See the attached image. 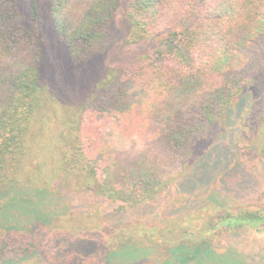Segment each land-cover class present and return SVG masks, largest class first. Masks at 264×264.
Listing matches in <instances>:
<instances>
[{
	"label": "trees",
	"instance_id": "trees-1",
	"mask_svg": "<svg viewBox=\"0 0 264 264\" xmlns=\"http://www.w3.org/2000/svg\"><path fill=\"white\" fill-rule=\"evenodd\" d=\"M121 8L129 29L117 68L60 127L53 157L45 156L51 167L39 162L27 173L31 145L46 132V120L39 129L34 123L52 97L43 78L39 18L50 20L76 66L102 58ZM263 70L264 0H0V188L18 183L40 193L89 195L117 214L157 202L174 185H185L180 182L196 141L210 143L225 113ZM255 110L264 113V105H251L247 115ZM238 154L227 145L200 182L232 176L239 166H229ZM209 199L212 208L193 213L202 215L184 224L179 244L165 234L172 247L160 264H264V237L255 235L264 231V183L245 200ZM31 214L35 223L43 221ZM104 214L114 216L96 215ZM72 221L78 223L67 224ZM72 228L69 235L77 238ZM1 233L0 264L29 263L43 246L28 231ZM104 238L75 240L68 253L61 251L75 258L62 264H119L118 257L133 264L145 256L103 244ZM216 242L228 253L216 252ZM97 245L103 251L98 261L88 256ZM236 255L245 262L234 261Z\"/></svg>",
	"mask_w": 264,
	"mask_h": 264
},
{
	"label": "rangeland",
	"instance_id": "rangeland-1",
	"mask_svg": "<svg viewBox=\"0 0 264 264\" xmlns=\"http://www.w3.org/2000/svg\"><path fill=\"white\" fill-rule=\"evenodd\" d=\"M37 28L44 53L43 78L52 97L48 101V106L39 113L48 114L49 117L43 116L39 119L38 115V121L34 123L35 129H39L42 121L46 120L44 127L46 132L37 135L31 145L30 156L24 166L27 173L33 171L39 162L45 161V170L51 167L48 156L53 157L50 152L57 144L60 127L70 124L75 119L73 115L78 104L94 84L109 77L117 68V57L124 54L123 40L129 26L121 8L116 13L109 48L102 58L76 66L69 63L67 50L53 33L48 18L41 16ZM251 105L252 108L264 105V70L248 82L243 93L225 113L220 126L214 129L210 136L212 138L210 143L202 144L199 142L200 139L196 141L191 150L194 159L184 172L182 181H179L185 182V185L178 187L179 183L174 185L176 182L174 181L171 184L174 185L173 188L161 196V201L117 214L113 206L93 196L81 194L74 198L64 192L40 193L32 186L27 188L18 183L11 184L9 187L0 188V235L4 230L28 231L31 238L35 239L34 242L43 245L37 256H34L35 259L26 264H62L65 259L66 262L75 258V254L61 252H66L75 240L93 241L91 239L97 240L102 235L105 238L101 243L115 249L143 250L145 256L133 260V264L165 262L172 247L167 242L165 234L173 237L179 244L183 238L182 232L186 228L184 224L192 217L198 216L193 213L212 208L210 196L222 204L227 200L229 202L235 199L245 200L256 195V189L264 183V113L255 110L247 115ZM141 145L142 143L138 142L136 149ZM227 145L240 151V154L236 155L237 161L233 160L229 166L237 165L239 170L232 176H215L208 184L200 182L208 169L212 170L217 158H221L222 150ZM46 155L48 156L45 157ZM41 178H46V174H42ZM39 202L42 204L36 206ZM22 206L26 208L25 211L20 208ZM33 211L40 215L43 221L35 223L31 214ZM108 211L114 216L108 218L104 214L101 219L96 215ZM63 214L66 216L59 219L58 216ZM90 214L96 218L94 223L89 221ZM200 215L202 214L200 213L198 218ZM68 220H76L79 226H76L78 223L75 224V221L67 224ZM72 227L75 228L77 238L69 235ZM95 227L100 228L94 229ZM113 231L115 232L111 233ZM255 235L259 238L264 237V231ZM225 247L221 242L213 245V249L218 253H228ZM90 255L98 261L103 251L97 245L88 256L91 257ZM234 261L245 262V259L236 255ZM115 262L123 263L119 257Z\"/></svg>",
	"mask_w": 264,
	"mask_h": 264
}]
</instances>
